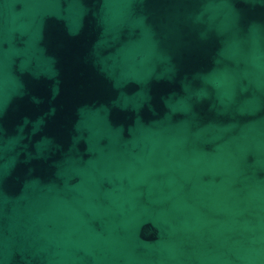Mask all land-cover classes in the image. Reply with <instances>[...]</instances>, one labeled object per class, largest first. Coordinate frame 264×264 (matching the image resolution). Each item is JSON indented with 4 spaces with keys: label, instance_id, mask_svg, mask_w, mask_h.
I'll return each instance as SVG.
<instances>
[{
    "label": "water",
    "instance_id": "95a60500",
    "mask_svg": "<svg viewBox=\"0 0 264 264\" xmlns=\"http://www.w3.org/2000/svg\"><path fill=\"white\" fill-rule=\"evenodd\" d=\"M0 264H264V0H0Z\"/></svg>",
    "mask_w": 264,
    "mask_h": 264
}]
</instances>
